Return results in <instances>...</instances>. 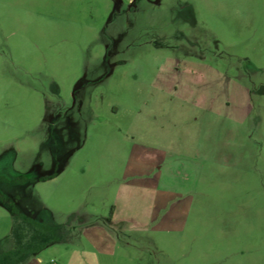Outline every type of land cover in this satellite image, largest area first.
Here are the masks:
<instances>
[{
    "label": "rangeland",
    "instance_id": "374dc122",
    "mask_svg": "<svg viewBox=\"0 0 264 264\" xmlns=\"http://www.w3.org/2000/svg\"><path fill=\"white\" fill-rule=\"evenodd\" d=\"M32 221L21 264H264V0H0V253Z\"/></svg>",
    "mask_w": 264,
    "mask_h": 264
},
{
    "label": "trees",
    "instance_id": "16d2710c",
    "mask_svg": "<svg viewBox=\"0 0 264 264\" xmlns=\"http://www.w3.org/2000/svg\"><path fill=\"white\" fill-rule=\"evenodd\" d=\"M2 203L4 204V202ZM13 217L15 220L17 219L15 214H13ZM32 223L40 230H34V231L27 230L26 235H22L23 237L20 236L21 233L19 234L16 231L17 241L15 243V246L10 251H5L0 253V264H21L25 262L26 259L29 258L30 256L39 253L43 248L60 240L55 236H53L52 238L49 237L46 238L45 235L52 231L48 229L43 231L42 224L37 223L35 221H32ZM52 228H53V232H55L54 228L59 229L60 227L52 226ZM14 229L17 230V224H15Z\"/></svg>",
    "mask_w": 264,
    "mask_h": 264
}]
</instances>
